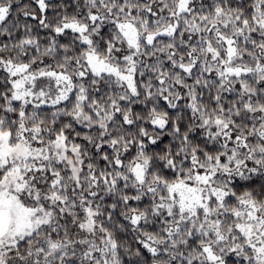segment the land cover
Here are the masks:
<instances>
[{"label": "snow or ice", "instance_id": "obj_1", "mask_svg": "<svg viewBox=\"0 0 264 264\" xmlns=\"http://www.w3.org/2000/svg\"><path fill=\"white\" fill-rule=\"evenodd\" d=\"M0 264H264V0H0Z\"/></svg>", "mask_w": 264, "mask_h": 264}]
</instances>
